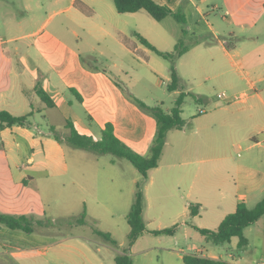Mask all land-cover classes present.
<instances>
[{
  "label": "crops",
  "instance_id": "1",
  "mask_svg": "<svg viewBox=\"0 0 264 264\" xmlns=\"http://www.w3.org/2000/svg\"><path fill=\"white\" fill-rule=\"evenodd\" d=\"M24 1L22 17L6 16L1 22L0 110L30 116L29 126L0 130V212L38 220L44 204L40 183L56 178L65 202L85 208L124 205L130 209L139 182L146 202L142 212L146 228L157 230L145 216L155 200L160 209L168 205L177 209L172 221L176 230L172 235L144 231L129 248L133 264H184L185 254L220 259L226 264L195 226L214 229L237 204L247 205L264 193V0L213 1L212 11L222 18L229 38L234 40L226 47L218 39L224 59L218 64L225 66L219 75L226 81L231 98L210 100L203 89H193L203 99L195 101L202 105L196 111L203 107L212 110H205L201 117L191 111L185 118L181 107L185 124L167 132L158 165L148 171L146 179L123 158L103 165L97 157L104 155L74 152L69 163L65 144L48 133V127L53 126L61 130L59 134H66L65 123L70 121L79 133L97 140L105 125L111 124L115 136L132 150L139 154L148 151L156 133L154 117L126 96L125 89L134 95L108 66L94 63L110 53V46L119 52L122 63L124 57L139 58L137 52L146 54L143 44L127 41L113 0ZM158 1L177 9L183 0ZM187 1L195 6L194 16L212 30L201 7L194 0ZM44 6L50 10L43 17L34 12ZM196 46L179 57L177 64ZM216 62L196 58L190 65L193 63L194 70L208 71ZM123 68L118 71L124 72ZM177 71L183 77L178 66ZM37 83L52 106L35 93ZM229 146L241 159L235 167L226 162ZM164 202L166 205H161ZM189 203L200 205L197 215H189ZM29 235L0 227V264H26ZM97 237L66 235L38 250L43 255L53 250L59 258L68 259L66 249H75L74 256H69L74 264H105L107 259L115 263V255L125 249L120 251ZM68 238L74 240L61 242ZM43 264L53 262L48 259Z\"/></svg>",
  "mask_w": 264,
  "mask_h": 264
},
{
  "label": "rangeland",
  "instance_id": "2",
  "mask_svg": "<svg viewBox=\"0 0 264 264\" xmlns=\"http://www.w3.org/2000/svg\"><path fill=\"white\" fill-rule=\"evenodd\" d=\"M213 1L214 0H207L205 3H200V0H194V2L204 11L208 25L212 27V30H210L201 19L194 16L195 6L190 5L187 0H183L179 7V9L184 12L186 18V23L183 25L175 21L172 17L156 21L145 10H139L134 15H119L115 11L114 12L115 15L118 16L120 25L124 26V33L128 39L127 41L132 40L137 44H140L136 35L139 34L157 49L167 52L173 50L175 43L180 37H183V42L188 48L192 45L196 46L198 42H202L204 45H197L195 49L188 52L179 60L180 63L177 64L176 61V65L183 76L181 77V83L184 86V91L190 90V92H193V89H203L206 97L210 100H214L219 93H229L226 81L221 79L219 75V73L224 70L225 66L219 65L224 59L223 50L218 44V39L224 41L226 47H229L230 41L234 42V40L229 38L228 30L225 27L222 18L218 13L212 11L211 8ZM109 2L111 3L112 0H109ZM22 4H25L24 0H0L1 33L3 32L1 22L6 19V16L13 15L12 17L14 18L22 17L24 12ZM48 10L50 9L46 7L41 9L37 8L34 12L41 13V17H43L45 15L44 12ZM130 16H135L136 19H131ZM182 29L186 31V34H182ZM107 40L109 39H106V41ZM197 40L198 42H196ZM208 43H210V45L207 46ZM141 46L146 54L137 52L139 58L134 59L133 56H130L129 58L124 57L122 63L119 52L114 46H110V53H106V56L99 58L94 63L99 67L108 66L110 73L118 79L124 87L128 88L137 99L142 101L148 107H154L161 104L160 106L164 111L169 110L174 105V100L178 95L175 91L167 90V84L170 81L169 62L157 55L151 49L144 45ZM108 54H110V56ZM196 58H203L205 60L213 58L215 62H217L215 65L210 66V70L208 71H202L199 69L194 70L192 69L194 66L193 63L191 65L190 63L194 62V59ZM145 59L146 62L143 61ZM113 64L117 65V67ZM122 67H124V72H119V68ZM207 76H209V78H207ZM183 106L185 118L191 111L198 114L196 115L197 117L202 116L199 111V113L196 111L197 107H202V105L196 103L191 96L187 95L184 98L182 108ZM205 110L209 112L212 108H205ZM59 131L61 130L58 129L57 132L59 133ZM60 135L63 136L64 134ZM96 137L99 139L100 136ZM65 148L69 161L72 160L70 156L74 152L91 154L89 151L83 149H73L69 145H65ZM237 153L238 151L236 149L233 150L232 147H227L228 158L226 162L228 167H235L241 160ZM97 158H99V162L103 165H106L109 160L113 158L117 159V157L112 154H105L104 156ZM123 162H126L132 170H136L129 161L124 160ZM69 163H71V161ZM59 182V179L56 178L51 179L48 182L43 180V182L40 183V194L44 204L38 220H41L43 225L38 226L34 224V230L29 233L30 235L26 240L30 245L26 249L27 254H29V259L26 264H43L48 259H50L53 264H74L69 260V256H74V253L76 252L75 249H66L68 259L59 258V255L53 253V250L49 251L50 253L43 255L38 249L43 245L49 247L48 245L52 243L53 240L60 239L66 235H89L92 238H98L93 232L94 228L110 233L112 238L117 241L116 248L120 251L127 249V233L129 231V226L125 220V216L129 211V206L116 205L113 208L88 206V208H85L78 204L76 205L70 202H65V194H61ZM129 196H131V194H129ZM263 196L264 193H259L247 203V206L253 207ZM132 199L133 196H131V202L133 201ZM165 203L166 202L161 205H166ZM170 207L173 206L168 205L167 209H160L159 204L155 200L149 204L146 208L145 216L148 221L151 222L153 228L160 229L173 225V215L177 209ZM81 215L84 216L85 224H72L68 221L70 219L74 220L79 218ZM48 222H53L54 224L48 225ZM2 228L5 229L4 227ZM14 231L18 234L26 233L19 230ZM243 233L248 242L243 248L238 247L237 237H232L229 242L224 244L214 245L222 255V259L226 261V264H253L255 260H262V263L264 264V215L254 223L245 227ZM73 240V238H68L61 242L69 243ZM52 254H55V256H52ZM23 261L25 260H20V262ZM105 264L115 263L110 259H107Z\"/></svg>",
  "mask_w": 264,
  "mask_h": 264
},
{
  "label": "trees",
  "instance_id": "3",
  "mask_svg": "<svg viewBox=\"0 0 264 264\" xmlns=\"http://www.w3.org/2000/svg\"><path fill=\"white\" fill-rule=\"evenodd\" d=\"M114 7L118 13H133L139 10H145L154 20L161 21L166 17H172L180 24L186 23L184 12L177 8L172 9L167 3H161L158 0H113ZM182 34H186L184 29ZM139 42L147 48L154 51L157 55L169 62V83L167 84L168 91H176L179 93L174 100V105L164 111L161 104L148 107L142 101L132 96L124 90L126 96L135 103L142 111L152 115L156 121V133L148 147L146 154H139L132 150L128 145L118 139L113 131L111 124H106L101 130L100 139H93L89 135L79 133L73 126L72 122L66 121L65 128L67 133L61 136L53 126L48 127L49 135L61 144L69 145L72 148L83 149L97 156L112 154L118 158H123L129 161L140 173L143 179L147 178L148 171L158 165V161L162 154L167 132L171 129H182L185 121L182 117V103L184 98L189 95L194 101L201 102L203 99L193 92H185L184 86L181 83V78L177 72L176 61L189 49L183 42V37H180L174 45L172 51H161L153 46L144 37L136 34ZM198 42V40L196 41ZM35 93L48 106H52L53 102L48 94L41 88L39 83L34 87ZM30 114L15 116L5 110H0V130L13 125L29 126ZM145 206L144 194L141 190V183L136 184L134 199L130 206L125 220L129 226L127 233V249L123 253H118L114 257L115 264H133L132 258L128 254L130 246L144 231H148L154 235H172L176 230V225L170 227L148 230L142 217V212ZM200 210L198 203H189L188 211L190 216H195ZM264 215V196L253 206L248 207L244 203L237 204L235 210L227 214L214 229L199 228L196 230L205 237L206 241L213 245H221L229 242L232 237L238 238V247L243 248L247 245V238L244 236L243 230L248 225L257 221ZM84 216L70 219V223L85 224ZM42 226L41 220H36L26 215H16L0 212V227L9 230H19L30 233L34 230L33 225ZM53 222H48V225H53ZM94 234L99 236L103 241L117 247V241L112 238L110 233L94 228ZM184 264H223L220 259L203 257L197 254H185L183 256Z\"/></svg>",
  "mask_w": 264,
  "mask_h": 264
},
{
  "label": "built area",
  "instance_id": "4",
  "mask_svg": "<svg viewBox=\"0 0 264 264\" xmlns=\"http://www.w3.org/2000/svg\"><path fill=\"white\" fill-rule=\"evenodd\" d=\"M216 98H218V99H230L231 97L228 94H226V93H219V94L216 95ZM204 111H205V108H200L199 109L200 113H203ZM262 262H263L262 260H255L253 262V264H263Z\"/></svg>",
  "mask_w": 264,
  "mask_h": 264
}]
</instances>
